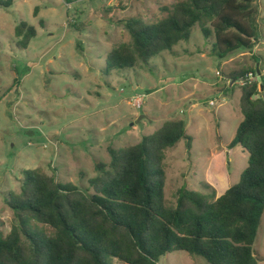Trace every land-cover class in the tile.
Instances as JSON below:
<instances>
[{
  "label": "rangeland",
  "instance_id": "rangeland-1",
  "mask_svg": "<svg viewBox=\"0 0 264 264\" xmlns=\"http://www.w3.org/2000/svg\"><path fill=\"white\" fill-rule=\"evenodd\" d=\"M182 1L186 0H12L10 9L0 8V230L4 234L15 224L5 198L20 192L23 170L38 169L59 183L85 190L88 180L98 175L96 164H109V148L136 145L172 119L184 120L186 135L193 140L190 150L182 139L165 152L168 205L174 206L183 186L200 191L205 182L217 196L238 183L249 154L240 146L230 149L229 144L243 120L241 94L235 88L229 98L216 97L211 85L221 78L232 86L224 74L256 68L253 57L262 56L264 62V0H258L260 40L251 52L219 60L210 54L213 37L205 41L197 26L188 41L153 58L147 67L130 71L107 67L108 53L130 43L121 20L136 17L153 23L167 16L164 8ZM20 22L37 30L26 51L15 46L14 28ZM142 96L143 101L138 100ZM34 225L29 228L52 233ZM253 248L258 263L264 264V214ZM159 264L207 263L186 252H173L160 258Z\"/></svg>",
  "mask_w": 264,
  "mask_h": 264
},
{
  "label": "trees",
  "instance_id": "trees-1",
  "mask_svg": "<svg viewBox=\"0 0 264 264\" xmlns=\"http://www.w3.org/2000/svg\"><path fill=\"white\" fill-rule=\"evenodd\" d=\"M12 0H0L8 10ZM258 0H186L164 8L167 16L153 23L140 18L120 21L130 43L107 55L108 69L130 71L188 41L200 27L205 41L213 37L210 54L219 60L251 52L260 40ZM38 13V8L34 14ZM44 28V21H41ZM16 48L26 51L37 30L27 22L14 28ZM256 68L224 74L240 86L243 120L229 144L249 154L237 184L216 197L205 182L200 191L181 187L174 206L165 200V152L182 139L191 149L186 123L172 119L139 143L108 149L109 164L98 163L96 177L81 190L59 183L38 169L23 170L20 192L5 202L15 224L0 230V264H159L173 252L202 258L207 264H259L254 251L264 214V62ZM252 74L256 82L248 84ZM30 224L41 225L51 234Z\"/></svg>",
  "mask_w": 264,
  "mask_h": 264
},
{
  "label": "crops",
  "instance_id": "crops-1",
  "mask_svg": "<svg viewBox=\"0 0 264 264\" xmlns=\"http://www.w3.org/2000/svg\"><path fill=\"white\" fill-rule=\"evenodd\" d=\"M225 62H222L221 64H224ZM221 67V66H220ZM221 69V68H220ZM211 87H212V89L214 90L215 89V91H216V93H217V96L216 97H218V96H226L225 98H229V96H231L232 95V93H234V90H235V88H237V89H239L238 88V86H235V88H234V90L233 89H231V84L230 85H228V84H226L221 78L219 79H216V82L213 84V85H211ZM162 88L161 87H159V88H157V91H159V90H161ZM239 91H240V89H239ZM229 93H231V94H229ZM241 94V93H240ZM211 101H213V100H211ZM214 102V101H213ZM192 106V105H191ZM194 106V105H193ZM192 106V107H193ZM242 121V120H241ZM241 121H240V123H241ZM239 123V124H240ZM226 173V176H227V172H225ZM211 184V183H210ZM227 189V188H226ZM225 189V190H226ZM225 192V191H224ZM222 194H218L217 193V196L216 197H220Z\"/></svg>",
  "mask_w": 264,
  "mask_h": 264
},
{
  "label": "built area",
  "instance_id": "built-area-1",
  "mask_svg": "<svg viewBox=\"0 0 264 264\" xmlns=\"http://www.w3.org/2000/svg\"><path fill=\"white\" fill-rule=\"evenodd\" d=\"M257 81V78L255 77V76H253L252 74H249L248 76H247V83L248 84H251V83H254V82H256ZM239 86H244L245 84H246V81H240V82H238L237 83ZM143 98H144V96H142L141 98H139L138 100H140L141 99V101H143ZM209 105L210 106H213L214 105V102L213 101H210L209 102ZM141 107V105L140 104H137V108H140Z\"/></svg>",
  "mask_w": 264,
  "mask_h": 264
},
{
  "label": "water",
  "instance_id": "water-1",
  "mask_svg": "<svg viewBox=\"0 0 264 264\" xmlns=\"http://www.w3.org/2000/svg\"><path fill=\"white\" fill-rule=\"evenodd\" d=\"M144 116H141L139 119H142ZM139 119L137 120V122L139 121Z\"/></svg>",
  "mask_w": 264,
  "mask_h": 264
}]
</instances>
